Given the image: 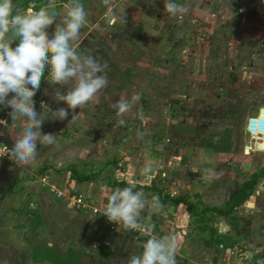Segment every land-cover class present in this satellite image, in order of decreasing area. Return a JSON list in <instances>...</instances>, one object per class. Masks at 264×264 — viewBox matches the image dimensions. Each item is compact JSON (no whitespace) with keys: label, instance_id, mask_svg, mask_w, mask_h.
Wrapping results in <instances>:
<instances>
[{"label":"rangeland","instance_id":"rangeland-1","mask_svg":"<svg viewBox=\"0 0 264 264\" xmlns=\"http://www.w3.org/2000/svg\"><path fill=\"white\" fill-rule=\"evenodd\" d=\"M67 3L69 0H56L58 21ZM81 3L87 18L73 46L107 63L108 84L83 109H68L67 119L54 120L56 131L51 133L56 139L50 152L44 147L38 152L40 156L27 165L35 177L34 188L50 198L41 210L51 217L48 228L51 236L41 234L38 239L50 241L61 262L66 258L76 264L79 256L74 251H69L70 256L68 251L59 252L56 248L65 227L80 220V209L68 199L54 198L40 181L47 175L51 182L67 190L71 174L60 173L57 168L76 163L82 172L100 173L97 181L76 182L80 193L92 205L102 207L107 203L101 199L95 203L82 193L83 185L97 186L102 179L113 183L118 179L117 169L122 171L126 166L133 169L131 176L135 179L140 174H150L152 180L157 178L159 188L172 195L188 194L202 210L205 206L223 205L224 199H212L218 182L224 183L228 191L225 197H230L264 166V140L257 143L262 148L257 150L248 130L249 118L259 115L253 113L264 104V0H176L187 11L174 16L164 10V0H107V3L81 0ZM54 31L55 22L47 29L49 37ZM66 87L51 84L49 105L53 110L67 108L64 102L57 103L52 98L55 88L66 91ZM122 96L132 106L123 116H117L110 105ZM133 96H139V101H132ZM47 101L46 97L42 99L45 104ZM6 109L10 108L5 107L0 113L8 117ZM74 114L75 119L69 123ZM120 119L126 121V126L118 125ZM257 126L261 128L257 130ZM250 127L255 133L264 134V114L254 118ZM138 131L143 138H138ZM7 139L12 145L13 140ZM213 140L223 141L222 149L203 146ZM67 147L77 149L78 154H67L64 151ZM82 150L87 155H81ZM207 151L211 153L206 154L207 159L214 156L209 162L201 155ZM148 160L154 162L152 170L142 173L141 168ZM11 165L16 167L14 173L25 176L22 165L15 162ZM144 179L151 182L147 177ZM35 204L27 202L25 211L32 210ZM180 206L178 220L174 219L177 214H170L171 223L182 232L178 235L182 238H177L176 264H212L215 257L222 264H257L250 259L264 252V177L258 180L254 193L237 208L236 227L228 217L214 212L207 215L211 226L222 234H230L228 241L234 242L232 250L216 252V246H208L205 236H200L191 224V217L184 218L190 216L185 204ZM139 218L156 229L149 218L141 215ZM46 230L47 226L45 233ZM157 233L160 237L166 235L160 228ZM137 236L132 242L137 248L110 251L101 243L90 258L95 264H101L99 260L118 264L113 259L127 264L131 254L142 251L139 245L144 241L140 237L144 236Z\"/></svg>","mask_w":264,"mask_h":264},{"label":"clouds","instance_id":"clouds-1","mask_svg":"<svg viewBox=\"0 0 264 264\" xmlns=\"http://www.w3.org/2000/svg\"><path fill=\"white\" fill-rule=\"evenodd\" d=\"M64 8L58 21L56 0H49L39 10L21 9L14 0H0V105L11 109L9 115L13 126L20 122L19 128L12 131V147L3 145L0 155L8 156L17 165L27 166L36 158L38 143L50 145L54 142L56 135L41 131L46 118L67 119L68 109H83L108 84L107 63L94 55H85L73 46L87 18L83 3L69 0ZM164 10L173 16L187 11L176 0H164ZM54 22L55 31L49 37L47 29ZM46 69L50 84L67 86L66 91L55 88L52 96L57 103L64 102L67 108L53 110L42 102L43 111H36L33 98L40 89ZM45 93L48 94L47 90ZM132 101H139V96H133ZM131 106L132 102L123 96L110 105L117 116H123ZM0 124L6 125L7 121L0 120ZM118 125L126 126V121L120 119ZM137 136L143 138V133L138 131ZM153 163L145 161L142 173L150 172ZM135 187L129 185L112 191L103 214L122 228L137 231L141 227L140 213L159 211L160 203L158 196L145 199L143 192L134 191ZM177 247L178 240L173 234L161 238L150 236L143 243L142 251L130 255L127 264H176Z\"/></svg>","mask_w":264,"mask_h":264},{"label":"crops","instance_id":"crops-1","mask_svg":"<svg viewBox=\"0 0 264 264\" xmlns=\"http://www.w3.org/2000/svg\"><path fill=\"white\" fill-rule=\"evenodd\" d=\"M20 8L23 9L22 7ZM29 8L33 9L32 7ZM45 73L46 75L44 74L45 76L41 78L40 89L36 92L35 97L40 100L46 97L48 99L47 103L49 105V102L51 103V84L47 79V69L45 70ZM45 90H47L48 94L45 93ZM34 104L37 112L43 111V109L41 108V104H38L37 102H34ZM5 107L6 106L4 105H0V111ZM46 107L47 106H45V108ZM263 107L264 104H260L258 107V111L256 113L254 112L253 114H258V112L260 114L261 109ZM9 110L11 111V109H6V113L8 114V117H6L7 124H0V138L7 144H9L10 147H12L13 141H10L12 143L11 145L10 143H8L7 138L10 137V140H12V131H15L19 128L20 122L17 121L16 126L12 125L13 121L12 118L9 116ZM42 115H44V113H42ZM55 126L56 125L54 124V120L46 118L41 125V131L44 134L51 133V131H56ZM2 127L3 129H1ZM258 128H261V126L256 127L257 130ZM44 147H47L50 152L51 144L40 145L38 143V157L40 156L38 152H42ZM76 150L77 149H73L72 147H67L64 151L68 152L67 154L74 155V153L78 154V151ZM80 153L81 152L79 150V155ZM206 154L209 155L211 153L208 151L201 152L202 158L207 159L208 156ZM81 155H87V152L85 150H82ZM212 157L208 158L209 160L207 159L204 161L209 162ZM65 165L66 164H64V166ZM127 165L131 166L133 165V163H128ZM122 168V171L120 170V168L117 169L118 179L115 178L116 181H126L131 185L135 183H156V187H159L157 186V181L155 182L157 178L152 180V175L147 174L146 176V174H140V176L135 179L133 176H131L133 173V169L126 166H123ZM15 169L16 167L12 166L11 163H7L5 159L0 158V264H76L77 262L71 263V260H68L66 258L61 262L55 252L51 249L50 241L46 243L43 241H39L38 238L39 235L41 236V234H47L51 236V229H48L51 228V217H48L47 214L44 213V210H41V208L44 207L42 206V204L48 202L50 198H48L47 195H40L38 189L36 190V187L34 188V183L36 181L33 179L35 177L32 176L34 174L32 173V170L29 167L23 165L21 166V169L26 171V174H24L25 176H20L21 173H14ZM30 177L33 179H31L32 181L30 180ZM69 177H71V175ZM145 177H147V179H149L151 182L145 181ZM154 177L155 176H153V178ZM27 180H29L30 182L28 184L24 183V181ZM115 180L113 182H115ZM161 181L164 180L162 179ZM104 182H106V184H104ZM100 183L102 184H97V186L95 183L83 185L84 190L82 189V193L85 192L86 194H88L91 198H93V201L95 203H97L99 199L107 203V197L110 195V193L120 187L114 186L109 179H102ZM217 184L219 188L215 190V193L213 192L214 196L212 195V199H214L215 201L216 198H221L224 199L222 202L224 203L226 200L230 199V197H232L234 194L226 198L225 195L228 193V191H226L223 185L224 183L221 181ZM78 187H80V185L77 186L75 180H69V187L67 188V190L81 192L79 191ZM143 194L145 199L151 200L152 196L149 194V191H145L143 192ZM27 202H36L35 207L32 210L26 209L27 211H25V208L27 207ZM181 207L182 206H173L169 203H160L159 211H153L151 213L143 211L140 213V215L145 219L149 218L150 220H152L151 222L156 226V233L157 230L160 228L161 232L163 231V233L165 234H173L178 238L181 237L178 235L182 232L178 230L179 228L177 229L174 222L171 223L170 214H175V216L177 214L174 219L178 220L180 218L179 214L181 212ZM83 211L87 213L85 214ZM78 214L81 215L80 220H78L77 223L73 222L72 224H69L70 226L65 227V233L62 237L63 239L61 238L57 242L58 246L56 250H59V252L74 251V254L79 256V264H95L94 259L90 258L91 255H94L92 254V251L98 249L100 246H102V244L104 245L103 247H106L107 250L110 251L120 249V247L137 248L136 244H132L133 237L138 235L137 233H135L134 230H126L121 226L112 229L109 222L104 218V216H99L98 214L94 215V213L92 214V212L88 210H79ZM189 217L190 216H188V218L184 216L185 219H189ZM46 226L47 230L45 233ZM229 226H231V224L229 222L226 223L227 229H229ZM40 228H42L41 231ZM42 231L44 232L42 233ZM142 239L145 242L148 237H140V241H142ZM141 245L143 244H140L139 247ZM140 249L142 250V246L140 247ZM89 252H91V254H89L90 256L87 255ZM56 259L59 260V262H57ZM112 261H117V263L120 264L122 260L113 259ZM99 262L101 264L105 263L101 262L100 260ZM107 262L111 263V260H107Z\"/></svg>","mask_w":264,"mask_h":264},{"label":"trees","instance_id":"trees-1","mask_svg":"<svg viewBox=\"0 0 264 264\" xmlns=\"http://www.w3.org/2000/svg\"><path fill=\"white\" fill-rule=\"evenodd\" d=\"M48 2L49 0H14V4L17 7H22L23 9L32 7L34 10H39L41 7L47 5ZM225 142L226 141H224V143ZM221 144H223V141L221 142V140H213L212 143L209 142V145L204 143L203 146H211L214 150L219 151L220 149H222ZM56 171L60 173H70L71 178L78 183L97 181L100 174L92 171L82 172L76 166V163L69 164L64 169H57ZM262 177H264V166L261 167L260 170L251 174L250 178L244 181L240 185L236 193L230 199L226 200L223 205L205 206L202 210H199V205L191 201L188 194L174 196L170 193H167L163 188L156 187L155 184L135 183L133 185L136 186L134 188V191H149V194L152 197L158 196L159 203H169L173 206H179L181 203H184L186 210L191 217V222L197 228L199 235L205 236L204 240L208 246L214 245L216 246L215 251L221 252L223 250H232L234 242H229L230 234H222L216 228L209 224V218L207 217L208 213L214 212L219 216L228 217L232 221L233 226L236 227L239 223V218L235 215L237 208L240 207L254 193L256 184ZM113 185L123 188L131 184L126 181L115 180V182H113ZM140 219L141 218H139V221H142ZM206 235H208V237ZM250 260L254 261V263L257 264H264V252L259 255H253ZM213 262L218 263L219 258L215 257L213 259Z\"/></svg>","mask_w":264,"mask_h":264},{"label":"built area","instance_id":"built-area-1","mask_svg":"<svg viewBox=\"0 0 264 264\" xmlns=\"http://www.w3.org/2000/svg\"><path fill=\"white\" fill-rule=\"evenodd\" d=\"M34 102H37L38 104L42 103V100L37 99L35 96L33 98ZM260 115V114H259ZM257 116H252L249 118V123H248V130L251 133L252 137L254 138V145L255 148L258 149H262L258 147V142H260L261 140H264V134L261 132H257L255 133L252 129H251V122L254 118L258 117ZM0 120H4L6 121V117L3 116L0 113ZM3 145L8 146L9 148L10 145L7 144L5 141H3L0 138V149L3 148ZM250 148V147H249ZM252 149V148H250ZM0 158L5 159L8 162L13 163L14 161H12L11 159H9L8 156H2L0 155ZM40 181L42 182V184L48 188L49 192L55 196V198L57 199H68L70 201H72L73 205L80 210H88L94 214H101L102 216H104V218L109 222L110 226L112 229L117 228L118 226H120L119 224H117L116 222L113 221H109L108 218L103 214L104 213V206L100 207L98 205H92L88 199H86L80 192L77 191H70V190H63L61 188H59L55 183L51 182L49 177L47 175L42 176L40 178ZM141 227L139 230H134L137 234L139 235H143L145 237H150V236H156L157 238H160L159 235L155 232V229H153L152 227L146 225L145 223H143L142 221H139ZM212 264H222L221 262L218 263H212Z\"/></svg>","mask_w":264,"mask_h":264},{"label":"water","instance_id":"water-1","mask_svg":"<svg viewBox=\"0 0 264 264\" xmlns=\"http://www.w3.org/2000/svg\"><path fill=\"white\" fill-rule=\"evenodd\" d=\"M261 114H264V107L261 109Z\"/></svg>","mask_w":264,"mask_h":264}]
</instances>
